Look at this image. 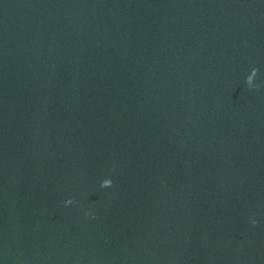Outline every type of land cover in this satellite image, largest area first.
I'll use <instances>...</instances> for the list:
<instances>
[{"label":"water","instance_id":"obj_1","mask_svg":"<svg viewBox=\"0 0 264 264\" xmlns=\"http://www.w3.org/2000/svg\"><path fill=\"white\" fill-rule=\"evenodd\" d=\"M0 264H264V0H0Z\"/></svg>","mask_w":264,"mask_h":264}]
</instances>
